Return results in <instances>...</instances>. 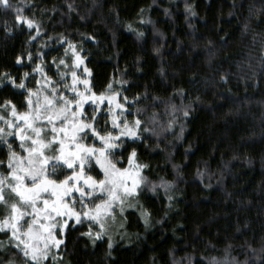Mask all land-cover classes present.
I'll use <instances>...</instances> for the list:
<instances>
[{
	"label": "trees",
	"instance_id": "trees-1",
	"mask_svg": "<svg viewBox=\"0 0 264 264\" xmlns=\"http://www.w3.org/2000/svg\"><path fill=\"white\" fill-rule=\"evenodd\" d=\"M10 3L0 7V115L10 117L6 101L26 112L42 75L62 86L60 61L74 51L90 92L117 95L121 125L140 121L130 138L106 104L98 113L86 106L96 131L118 137L116 168L135 159L143 180L117 215L119 233L70 221L58 232L57 258L44 264H264V0ZM17 8L39 29L18 22ZM86 142L101 147L91 135ZM8 143L20 152L16 137ZM8 155L0 142V161ZM85 172L102 180L95 164ZM67 174L58 169L53 178ZM104 200L97 194L73 207ZM8 210L0 204V220ZM10 262L29 264L0 231V264Z\"/></svg>",
	"mask_w": 264,
	"mask_h": 264
},
{
	"label": "snow or ice",
	"instance_id": "snow-or-ice-1",
	"mask_svg": "<svg viewBox=\"0 0 264 264\" xmlns=\"http://www.w3.org/2000/svg\"><path fill=\"white\" fill-rule=\"evenodd\" d=\"M0 7L12 8L13 5L10 0H0ZM21 12L22 9H16L18 22L26 23L29 28L35 26L39 29V25L34 20L22 17ZM77 61L82 62L79 56H77ZM60 63L65 62L61 60ZM83 71L89 72L87 68H84ZM71 77L73 82L72 101L60 97L53 87L51 91L54 98L44 97L42 113L33 109L31 112L18 114L11 101H6L2 106L11 108L12 119L6 120L3 115H0V121H4L7 128L13 129V131L9 132L0 127V142L6 144L9 153L7 162L0 161V168L7 169V172H0V204L9 209V215L0 220V231L6 228L10 230L11 237L18 241L16 247L20 248L24 257L28 258L29 264L32 262L42 264V261L48 258L49 249L47 242L41 249L22 239V236H27L29 239L36 238L33 235V225L43 228L47 237L45 238L41 234L39 238L50 239L53 247L58 248L63 243L62 240L56 239L48 227L39 223V212H45L48 218H51L53 214L61 215V206L66 207L63 204L65 198L71 200L77 192L81 201L87 199L92 192L98 191L101 194L107 193L108 200L104 201V207L111 208L113 200L119 201L123 205L124 199L137 194L136 189L143 180L142 177L140 180L133 178L131 187L124 186L123 180L117 184L114 174H120V170L116 168V164L110 157L118 147L114 142L118 137H113L111 133L101 135L95 128V115L88 117L83 112L85 104L91 101L98 106L103 103L105 97L103 94L96 96L90 90H88V95L78 93L74 87L76 84L75 71L71 73ZM4 79L15 83L14 79L7 74ZM83 83L87 86L88 80L85 79ZM17 87L24 88V84L21 83ZM111 87L108 85L109 89ZM125 99L127 98L125 97ZM27 103L30 106L32 101L29 100ZM37 103H39L38 99ZM69 104L72 105L71 108L68 107ZM117 107L123 106L117 105ZM93 111L95 112L96 109L94 108ZM134 123L135 126H138L140 121L136 120ZM125 129H127V124H125ZM69 130L71 135H68ZM128 134L134 133L129 132ZM89 135L94 139L98 138L102 142V146L99 148L88 146L85 141ZM9 136H18L20 152L13 149L11 143H8L7 137ZM65 139L69 142L67 145ZM134 156L135 151L132 152V157ZM93 164L103 170L102 174L105 179L97 181L91 176H86L85 168L91 170ZM138 167L140 166L138 165ZM58 169H65L69 174L65 175L63 179H54ZM109 178L111 180L106 187L105 184ZM117 187H122L123 191L118 193ZM47 196L54 197L51 208L49 200L45 198ZM41 204L43 205L42 209L37 207ZM101 207L100 204L95 205L98 211ZM26 215L31 217V223L25 220L22 226L25 231L21 232L18 222ZM75 215L76 222L79 223L80 214ZM83 215L87 216L88 213L85 212ZM103 226V223L99 224V227L103 228ZM87 235H91V233H87ZM95 235L99 238L101 233L97 232Z\"/></svg>",
	"mask_w": 264,
	"mask_h": 264
},
{
	"label": "rangeland",
	"instance_id": "rangeland-1",
	"mask_svg": "<svg viewBox=\"0 0 264 264\" xmlns=\"http://www.w3.org/2000/svg\"><path fill=\"white\" fill-rule=\"evenodd\" d=\"M71 54H72L71 62L68 61L67 59H65V61H64L65 63H63L61 65L62 66V69H61L62 74L64 75L65 78H67V81H65V83H63L62 86L55 89L56 94H58L60 97H63L64 99H67L68 101L73 100V93H72L73 82H72V77H71V73L73 71L76 72V84L74 85L76 91L78 93H84L85 95L89 94V91H88L89 90V81H88L87 86H85L83 83V81L85 79L88 80L89 72L83 71L84 65L82 62L77 61V55L75 54V52L71 51ZM65 86H68V87H65ZM53 87H54L53 81H50L44 75H42L40 82H39L38 89L30 94L29 100H31L32 103L30 106L28 105V110L26 112H31L33 109H36L42 113L43 112L42 106L45 103L44 97L48 96L49 99L54 98L52 91H51ZM104 97H105V100L103 101V103L99 104L98 106L91 101L89 103L85 104L83 112H85L86 106L91 104L96 109V111L98 113L100 111V109L102 108V106L104 104H106L107 110L106 109L105 110L110 114L111 122L114 125V127L118 130L119 134L120 135H126L130 138L136 137V131H137L138 126H135V124H129V123L125 122V124H127V129H125V124L121 125L122 115L120 113L122 111V107H117V105H119L117 102V95L104 96ZM37 99L39 100V103H37ZM60 106L62 107L63 105H60ZM68 107L71 108L72 105L69 104ZM77 111H79V110H77ZM26 112H24V113H26ZM18 114H23V113H18ZM10 119H12L11 115L7 120H10ZM17 122L19 123V121H17ZM2 127L5 128L6 131H9V132L13 131V129L7 128L4 121H3ZM46 127L47 126L45 125V129H46ZM65 127L67 128V125H65ZM129 132L134 133V134H128ZM122 133H124V134H122ZM68 135H71L70 130L68 132ZM58 137H59V134H58ZM10 138H11V136L7 137V140ZM16 138H17L18 142L20 143L18 136H16ZM96 140L102 146V142H100L98 140V138H96ZM65 143H66V145L69 143L67 139H65ZM85 143L87 144L86 141H85ZM88 146H91V145H88ZM97 148H99V147H97ZM138 165L139 164L136 162L135 159H131L129 166L126 169H119L120 174H114V175H116L117 184H119V182L121 180H123L124 186L131 187V181L133 178L140 180L142 168L140 165H139L140 167H138ZM100 170L103 173V170L102 169H100ZM86 176H88V175L86 174ZM103 179H105L104 175L102 176V180ZM110 180H111V178H109V181H106V184H105L106 187H107V184L110 182ZM140 184L138 185V187L140 186ZM138 187L136 189V193H137ZM85 190L87 191V189H85ZM116 190L119 193V192L123 191V188L117 187ZM97 194L105 197L104 201L108 200L107 193L101 194L98 191L92 192L87 199H89L93 195H97ZM133 196H128L126 199H124L123 205H121L119 203V201L113 200L111 202L112 207L106 208V207H104V201H102L101 203H99L100 205H102V207L99 209V211L95 207L93 209H91L87 205H85L84 211L79 212L73 207V204H75L76 201L81 202V199L79 198V193L77 192L74 194L73 199L69 200V199L65 198V200L63 201V204L66 205V207L61 206V209H60L61 215L57 216V215L53 214L51 216V218H48V216L45 212H43V211L39 212V223L48 227L49 230L56 237V239L60 240L58 238V232H63L70 221L77 223L75 214L79 213L80 214V221L91 220V221L95 222L98 225V227H99L100 223H103V225H104L103 228L99 227L101 232L103 234L109 236L110 238H112L117 233H119V231L121 230V228H122V227H120L121 225L118 226V224H119L118 222H119V218H120L119 216L124 217V215H125L124 212H126L125 209L128 207V204H129L128 202L131 200V198ZM45 198L49 200V207L51 208V204H52L54 197L47 196ZM87 199H85V200H87ZM85 200H83V201H85ZM37 207L42 209L43 205L41 204V205H38ZM85 212L88 213L87 216L83 215V213H85ZM8 215H9V210L6 213V217ZM117 215H119V216H117ZM25 220H27V221H29V223H31V217L26 215L22 220H20L18 222V226H20L21 232L25 231V229L22 227L24 225ZM65 221H66V223H65ZM52 225H55V226L53 227ZM1 232L8 233V240L12 243V245L16 246L18 241H16L14 238L11 237L10 230H8L6 228L5 230H3ZM41 234H43V236L45 238L47 237V233L44 232L43 228H38L37 225H33V235L36 238L35 239H29L27 236H22V239L26 243L36 245V246H38V248H41V249L43 248L44 243L47 242L49 244L48 257H52L54 259L57 258V251H58L59 247L58 248L53 247L52 241L50 239L46 240V239L39 238ZM18 249L21 250L20 248H18ZM45 261L46 260H43L42 264H44Z\"/></svg>",
	"mask_w": 264,
	"mask_h": 264
}]
</instances>
